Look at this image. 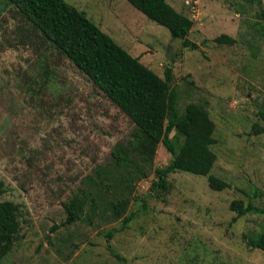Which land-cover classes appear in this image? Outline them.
<instances>
[{
  "label": "rangeland",
  "instance_id": "obj_1",
  "mask_svg": "<svg viewBox=\"0 0 264 264\" xmlns=\"http://www.w3.org/2000/svg\"><path fill=\"white\" fill-rule=\"evenodd\" d=\"M159 77L170 68L177 110L203 107L215 124L217 159L211 174L230 188L217 192L207 178L169 175L167 194L150 197L153 171L172 156L159 144L147 178L135 183L125 216L136 217L111 241L120 221L88 215L70 225L63 204L87 189L85 178L111 161L134 125L92 81L41 39L0 0V180L3 201L19 206L20 230L0 264H264L247 240L264 228V213L238 218L233 200L264 210V0H167L193 20L190 45L147 19L128 0H65ZM235 39L220 45V35ZM194 46V47H193ZM176 151L183 137L170 134ZM145 198L142 203L131 197Z\"/></svg>",
  "mask_w": 264,
  "mask_h": 264
},
{
  "label": "trees",
  "instance_id": "obj_2",
  "mask_svg": "<svg viewBox=\"0 0 264 264\" xmlns=\"http://www.w3.org/2000/svg\"><path fill=\"white\" fill-rule=\"evenodd\" d=\"M3 1L6 6L13 7L41 39L85 74L134 125L126 143H117L112 148L110 164L87 176V189H78L63 204L66 220L62 225H70L83 217L88 219V215L90 218L95 215L105 217L109 213L112 220L120 221V227L106 234L107 250L122 262L123 259L112 250L110 241L136 217L134 213L125 216L130 196L134 193L135 183L147 178L151 172L159 144L172 158L166 166L153 171L150 197L167 194L169 175L177 172L206 177L213 191L230 188L227 182L211 174L217 159L211 150L216 143L213 137L215 124L208 112L195 103L178 112L171 89V68L164 71L163 78L159 77L101 31L84 12L65 0ZM253 1L249 0L250 3ZM128 3L147 19L167 29L172 39L190 45L187 36L194 22L182 13V9L175 10L167 0H128ZM214 42L234 45L235 39L223 34ZM173 131L183 137L178 151L170 140ZM5 191L0 180V263L12 250L20 230L19 206L2 200ZM131 199L140 201L142 210L146 209L144 197L133 196ZM229 210L238 218L252 212L264 213L251 201L244 204L242 200H233ZM247 244L251 249L264 252V228L256 238H249Z\"/></svg>",
  "mask_w": 264,
  "mask_h": 264
},
{
  "label": "built area",
  "instance_id": "obj_3",
  "mask_svg": "<svg viewBox=\"0 0 264 264\" xmlns=\"http://www.w3.org/2000/svg\"><path fill=\"white\" fill-rule=\"evenodd\" d=\"M184 5L189 11V14L195 17L198 14V2L196 0H185Z\"/></svg>",
  "mask_w": 264,
  "mask_h": 264
},
{
  "label": "water",
  "instance_id": "obj_4",
  "mask_svg": "<svg viewBox=\"0 0 264 264\" xmlns=\"http://www.w3.org/2000/svg\"><path fill=\"white\" fill-rule=\"evenodd\" d=\"M172 53H173V50L172 48H169L168 52H167V61L169 62V65H170V68H173V58H172Z\"/></svg>",
  "mask_w": 264,
  "mask_h": 264
}]
</instances>
